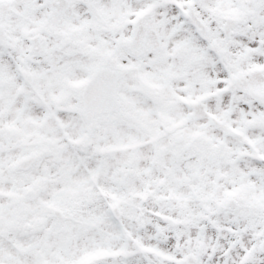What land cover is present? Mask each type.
I'll return each instance as SVG.
<instances>
[{"label":"snow or ice","instance_id":"snow-or-ice-1","mask_svg":"<svg viewBox=\"0 0 264 264\" xmlns=\"http://www.w3.org/2000/svg\"><path fill=\"white\" fill-rule=\"evenodd\" d=\"M0 264H264V0H0Z\"/></svg>","mask_w":264,"mask_h":264}]
</instances>
